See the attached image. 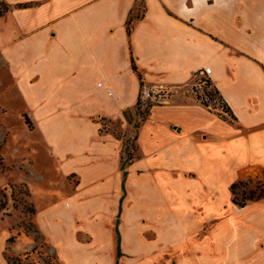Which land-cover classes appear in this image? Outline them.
Wrapping results in <instances>:
<instances>
[{"label":"crops","instance_id":"obj_1","mask_svg":"<svg viewBox=\"0 0 264 264\" xmlns=\"http://www.w3.org/2000/svg\"><path fill=\"white\" fill-rule=\"evenodd\" d=\"M2 1L0 67L77 178L37 217L61 264H264V197L230 188L264 169V0ZM202 68L230 118L180 91ZM161 88L122 169L97 120Z\"/></svg>","mask_w":264,"mask_h":264},{"label":"rangeland","instance_id":"obj_2","mask_svg":"<svg viewBox=\"0 0 264 264\" xmlns=\"http://www.w3.org/2000/svg\"><path fill=\"white\" fill-rule=\"evenodd\" d=\"M197 79L198 75L194 74L189 82L182 85L180 91L185 95V99L203 105L201 100L196 98L199 91L197 93L194 83ZM209 89L215 92L214 87ZM214 94V103L221 106L218 93ZM147 98L140 100L135 112H129L125 121L97 120L100 132H108L111 136L121 139L124 144L121 154L125 160H128L135 150L136 125L146 117L149 107L155 103V99L153 101ZM169 98L171 97L168 95L166 100ZM29 108L25 96L15 89L7 71L0 67L1 253L16 264H61L56 253L57 248L38 227L37 217L48 207L51 216L60 218L63 214L60 208L62 202L57 201H62L67 182L70 188L77 178L75 173L63 172L62 160L54 154L49 143L43 140L39 128L31 119ZM207 110L230 118L229 114L221 109L212 107ZM241 180L244 183L235 187L239 201L249 197L251 191L256 194L264 191V169L257 170ZM31 208H34V212L30 211Z\"/></svg>","mask_w":264,"mask_h":264},{"label":"built area","instance_id":"obj_3","mask_svg":"<svg viewBox=\"0 0 264 264\" xmlns=\"http://www.w3.org/2000/svg\"><path fill=\"white\" fill-rule=\"evenodd\" d=\"M195 74L198 75V79L195 81L194 86L197 89V93L199 91V93L196 94V98L197 99L199 98V100H201L202 104L205 105V107L210 108V109L212 107H214V108H216V110L221 109L224 112L223 101H221V99L219 98L220 101L222 102V104H221V106L216 105L214 103V99H215L214 93L215 92L211 93V91L209 89V88L213 87L211 80L209 78L210 69L202 68V69H199ZM168 95L169 96L171 95V91L167 88H161L154 93V99L158 100V101H165ZM159 99H161V100H159ZM212 102L214 105L212 104Z\"/></svg>","mask_w":264,"mask_h":264},{"label":"trees","instance_id":"obj_4","mask_svg":"<svg viewBox=\"0 0 264 264\" xmlns=\"http://www.w3.org/2000/svg\"><path fill=\"white\" fill-rule=\"evenodd\" d=\"M29 5H30V3H19V4H16L15 7H27V6H29ZM10 7H12V5H10V4H8V3H6V2L0 0V15L3 14V13H5ZM131 21H132V18L129 17V19L127 20V26H126L127 34H130V31H131ZM131 61H132V67H133V69H134L135 71H137V67H136V65H135V63H134L133 58H131ZM138 75H139V77H140V73H139V72H138ZM213 92H214V91H213ZM215 92H217L216 89H215ZM211 93H212V92H211ZM138 103H139V101H138ZM138 103H137V104H138ZM223 107H224V111H228V106H227L225 103L223 104ZM128 113H129V111H124V112H123L125 118L127 117ZM125 161H126L125 159H122V162H121V168H122V169H124V166H125V163H126ZM124 176H125V171H123V177H124ZM243 183H244L243 180H238L237 182H234V183L231 185V187H230V188H231L232 195H233L232 199H233V202H234L236 205H238V206H244L248 201L256 200V199H259V198L264 197V191H263V190L260 191V192L257 193V194H256L255 191H251L249 197H247L246 199H243V200H240V201H239V200L237 199V196H236V193H235V187H237V186H239V185H241V184H243ZM30 211H31V212H34V208H31ZM5 258H6V260H7V262H8L9 264H16L15 261L10 260L9 257H5Z\"/></svg>","mask_w":264,"mask_h":264}]
</instances>
